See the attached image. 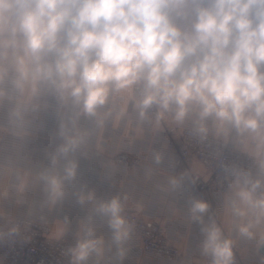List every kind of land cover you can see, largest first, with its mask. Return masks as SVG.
<instances>
[{"label":"clouds","instance_id":"9594fccd","mask_svg":"<svg viewBox=\"0 0 264 264\" xmlns=\"http://www.w3.org/2000/svg\"><path fill=\"white\" fill-rule=\"evenodd\" d=\"M134 88L141 117L153 105L174 109L177 122L192 111L202 136L212 118L217 134H226V126L248 130L264 146V0H0V98L46 95L94 116L110 92ZM26 111L18 106L13 115ZM78 142L65 135L59 154ZM75 175L71 163L63 177L43 179L59 199L63 181ZM236 183L243 185L239 199L264 214V195L254 198L261 181L242 172ZM207 208L194 201L193 218L199 221ZM97 211L109 218L117 243L127 236L118 200ZM206 231L213 264H231L230 242L214 225ZM240 231L251 235L248 226ZM96 243H80L76 260H85Z\"/></svg>","mask_w":264,"mask_h":264},{"label":"crops","instance_id":"0c3cea01","mask_svg":"<svg viewBox=\"0 0 264 264\" xmlns=\"http://www.w3.org/2000/svg\"><path fill=\"white\" fill-rule=\"evenodd\" d=\"M131 95L132 89L110 92L104 104L107 108L99 106L94 116L83 113L71 100L62 101L50 133L40 137L32 133L25 135L29 142L28 151L33 154L28 164H23L20 159L15 168L0 166V217H3L4 200L12 197L16 201L17 195L27 198L32 208L30 215L49 218V235H66L73 254L80 243L88 240L97 242L95 250L81 261L86 264H202L206 230L213 225L219 229L222 241L235 245L240 257L264 264V256L258 250L264 243V223L258 220L259 215L253 208L239 199L242 185L233 183L221 196L209 194L198 197L191 193L188 189L190 174L199 173L207 177L206 168L198 161L192 162L188 169L176 168L174 141L178 139L180 129L169 133L167 128L171 121L165 115L150 123L144 121L136 113ZM32 98L27 94L21 96L23 101ZM185 120L197 125L196 114L192 111ZM205 124L213 134L222 138H227L231 129L226 126V134H217L212 118H208ZM62 126H65V135L79 141L76 149L66 156L58 152L65 143ZM232 129L239 133L243 152L257 158L264 155V146H258L253 139L255 133ZM261 130L264 131V121L261 122ZM118 152L138 157L139 165L127 170L119 169L111 160V156ZM53 157L56 158L55 165L52 164ZM71 163L76 165L75 178L63 181L64 195L58 199L43 177L45 174L63 177L65 167ZM21 167L30 169L28 196L22 195V186L15 180L17 171L12 170ZM11 190L13 194L9 195ZM81 199L83 204L79 202ZM113 199L119 201L121 209H130L157 221L171 243L180 250L179 260L165 262L148 258L135 251L128 236L117 243L109 218L97 211L100 204ZM197 200L208 206L199 221L191 212L193 202ZM237 209L244 215H239ZM245 226H248L250 236L240 231Z\"/></svg>","mask_w":264,"mask_h":264},{"label":"built area","instance_id":"2783aa9c","mask_svg":"<svg viewBox=\"0 0 264 264\" xmlns=\"http://www.w3.org/2000/svg\"><path fill=\"white\" fill-rule=\"evenodd\" d=\"M22 95H15L11 99H0V166L15 168L18 163V153L22 149L21 140L27 131L35 136H45L51 132L54 118L61 106V100L51 96L33 97L23 101ZM132 100L135 111L140 115L137 106L140 94L132 89ZM18 106H25L27 111L22 118H16L13 113ZM165 115L171 121L167 128L169 133L180 129L175 143L174 165L179 169H188L192 162L198 161L206 168L207 177L199 173H191L188 179V189L198 197L212 194L221 196L227 193L236 175L246 172L253 180H260L261 187L256 190L254 198L264 195V155L257 158L240 149L239 133L230 129L227 138L219 137L211 131L202 136L196 131L198 125L188 120L177 122L174 109L164 111L153 105L141 117L150 123ZM186 119V118H185ZM19 120L18 129L15 123ZM8 127V128H7ZM15 135L20 139L13 141ZM12 142V143H11ZM112 162L121 170L135 168L139 165V158L127 152H118L111 156ZM242 185V183H241ZM243 186V185H242ZM253 210L259 215V221L264 223V214L259 209ZM187 216L190 213H186ZM120 216L124 219L127 236L132 240L135 251L143 253L148 258L158 261H178L181 253L176 245L171 243L164 228L154 219L130 209H121ZM51 220L19 214L13 218H0V260L2 264H86L77 261L68 247L66 235L52 237ZM230 242V241H229ZM232 250L231 264H256L252 259L240 257L235 245L230 242ZM203 263L213 264L210 251L202 249Z\"/></svg>","mask_w":264,"mask_h":264},{"label":"rangeland","instance_id":"374dc122","mask_svg":"<svg viewBox=\"0 0 264 264\" xmlns=\"http://www.w3.org/2000/svg\"><path fill=\"white\" fill-rule=\"evenodd\" d=\"M102 108H107V107L105 105H103ZM17 121L18 122L15 123V127L13 126V128L18 129V127L20 126V124H19L20 121L19 120H17ZM5 127L0 126V131H2L1 128H5ZM27 133H29V132L27 131L25 134H27ZM17 138H18V140L20 139L19 136L15 135V139H14V137H12L11 139L13 141H15V140H17ZM21 145H22V149L18 153V155H19L18 159L19 160L21 159L23 161V164H28L27 162L30 160L32 153L28 151L29 142L25 139V137L21 140ZM12 170L17 171V174L15 175L16 176L15 180L17 183L19 182L22 186L21 187V189L23 190L22 195L28 196L29 191H30V186H31V176L29 174V172H30L29 167H21V168H16V169H12ZM11 187H13V186L11 185ZM12 194H13L12 190L9 191V195H12ZM16 198H17L16 201L12 197L10 199L4 200L5 208L3 210V217H0V218L5 217L6 219H10V218H13L19 214L30 215V211H32V208H31L30 202L29 201L27 202V198H25V197L20 198L19 195H17Z\"/></svg>","mask_w":264,"mask_h":264},{"label":"water","instance_id":"95a60500","mask_svg":"<svg viewBox=\"0 0 264 264\" xmlns=\"http://www.w3.org/2000/svg\"><path fill=\"white\" fill-rule=\"evenodd\" d=\"M258 250L264 256V243L260 244Z\"/></svg>","mask_w":264,"mask_h":264}]
</instances>
